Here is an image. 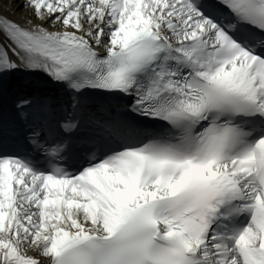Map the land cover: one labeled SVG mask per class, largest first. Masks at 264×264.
Here are the masks:
<instances>
[{
    "label": "snow or ice",
    "instance_id": "snow-or-ice-1",
    "mask_svg": "<svg viewBox=\"0 0 264 264\" xmlns=\"http://www.w3.org/2000/svg\"><path fill=\"white\" fill-rule=\"evenodd\" d=\"M17 7L0 264H264V0Z\"/></svg>",
    "mask_w": 264,
    "mask_h": 264
},
{
    "label": "bare ground",
    "instance_id": "bare-ground-1",
    "mask_svg": "<svg viewBox=\"0 0 264 264\" xmlns=\"http://www.w3.org/2000/svg\"><path fill=\"white\" fill-rule=\"evenodd\" d=\"M3 7L0 8V12L6 14L13 20L23 23L25 18H30V10L28 8L17 7L21 4L22 0H11L6 3V0H2Z\"/></svg>",
    "mask_w": 264,
    "mask_h": 264
},
{
    "label": "rangeland",
    "instance_id": "rangeland-1",
    "mask_svg": "<svg viewBox=\"0 0 264 264\" xmlns=\"http://www.w3.org/2000/svg\"><path fill=\"white\" fill-rule=\"evenodd\" d=\"M9 2H11V0H6V3H9Z\"/></svg>",
    "mask_w": 264,
    "mask_h": 264
}]
</instances>
